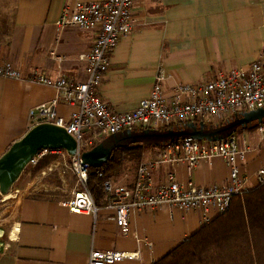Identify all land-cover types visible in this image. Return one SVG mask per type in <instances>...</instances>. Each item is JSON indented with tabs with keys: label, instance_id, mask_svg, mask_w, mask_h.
<instances>
[{
	"label": "crops",
	"instance_id": "obj_1",
	"mask_svg": "<svg viewBox=\"0 0 264 264\" xmlns=\"http://www.w3.org/2000/svg\"><path fill=\"white\" fill-rule=\"evenodd\" d=\"M75 1L0 0V64L11 63L25 76L39 70L53 79L86 81L81 57L92 48L96 33L57 25L65 5ZM132 14L134 29L112 52L99 88L101 99L116 112L136 109L150 95L160 69L168 76L165 92L171 94L179 84H198L256 61L264 63V0H138ZM57 97L53 87L0 77V157L41 123V116L31 112ZM76 110L63 101L57 107L66 120ZM256 133L236 135L239 145L249 149L242 171L250 189L257 187L256 175L264 166V139ZM162 147H148L144 156L149 158L143 162L155 159ZM68 161L47 156L29 165L18 180L20 193L13 189L3 197L12 203L0 213V264H89L92 250L138 254L117 264H154L218 216L211 210L205 221L202 211L168 207L133 211L125 236L107 203L97 205L96 215L70 212L64 202L77 178L67 170ZM168 170L158 166L154 181L163 182ZM175 170L181 183L190 179L187 164ZM229 171L217 158L196 166L192 179L203 188L224 186Z\"/></svg>",
	"mask_w": 264,
	"mask_h": 264
},
{
	"label": "built area",
	"instance_id": "obj_2",
	"mask_svg": "<svg viewBox=\"0 0 264 264\" xmlns=\"http://www.w3.org/2000/svg\"><path fill=\"white\" fill-rule=\"evenodd\" d=\"M137 1L76 0L63 8L57 22L59 28L77 27L96 33L92 48L81 57L87 74L84 82L65 77L53 79L39 70L25 76L11 63L0 64L1 78L45 85L58 92L56 99L38 107L31 115H40L41 123L64 128L77 141V154L71 156L62 149H44L29 165L35 166L47 156L71 159V171L77 180L71 198L64 204L75 214L96 215L98 211L88 188L91 167L82 161V153L95 146L92 140L84 141L86 135L114 136L135 129L160 132L174 130V127L185 123H228L243 113L264 109V63L260 60L198 84H179L171 94L165 92L168 76L160 69L150 95L136 109L124 113L112 110L101 99L99 88L111 65L112 52L122 37L134 29L132 10ZM60 101L77 107L70 120L58 115ZM256 129L263 140L264 123L258 124ZM248 150L239 145L235 136L215 142L190 138L169 142L155 159L139 165L132 187L117 185L112 180L105 181L103 190L107 208L114 211V220L125 236L129 235L130 213L133 211L163 207L202 211L205 221H208L211 210L218 215L228 211L235 196L250 190L248 177L242 171ZM217 158L223 159L229 167L227 184L209 188L198 186L192 179V170L202 162L211 164ZM183 163L188 165L190 177L186 183L179 181L175 170ZM161 165L170 167V170L165 180L157 184L153 174ZM256 182L257 186L264 184V166L258 170ZM135 238L138 239V236L135 235ZM137 258L138 254L130 252L92 250L89 264H117Z\"/></svg>",
	"mask_w": 264,
	"mask_h": 264
},
{
	"label": "trees",
	"instance_id": "obj_3",
	"mask_svg": "<svg viewBox=\"0 0 264 264\" xmlns=\"http://www.w3.org/2000/svg\"><path fill=\"white\" fill-rule=\"evenodd\" d=\"M148 147L139 142L116 146L103 167L89 170L88 188L96 205L107 203L105 181L116 183L125 161L140 164ZM154 264H264V184L235 196L228 211Z\"/></svg>",
	"mask_w": 264,
	"mask_h": 264
},
{
	"label": "water",
	"instance_id": "obj_4",
	"mask_svg": "<svg viewBox=\"0 0 264 264\" xmlns=\"http://www.w3.org/2000/svg\"><path fill=\"white\" fill-rule=\"evenodd\" d=\"M239 117L238 127L247 130L254 123H264V109L243 113ZM194 125L195 123L188 124V126ZM152 133L159 134L157 131H152ZM167 136L169 141L164 143L163 146L175 141L174 130H169ZM114 137L116 138V135ZM126 137L132 138V132L127 131ZM186 138L212 142L223 140L218 138L215 133L205 134L200 130L190 134H182L181 139ZM116 146L118 145L112 146L110 150H104L102 145L98 144L91 150L82 153V161L91 168H101L108 162ZM44 149H62L69 155L74 156L77 154L78 144L62 127L50 123H39L33 126L0 157V195L2 197L11 194L13 186L18 182L33 158Z\"/></svg>",
	"mask_w": 264,
	"mask_h": 264
},
{
	"label": "rangeland",
	"instance_id": "obj_5",
	"mask_svg": "<svg viewBox=\"0 0 264 264\" xmlns=\"http://www.w3.org/2000/svg\"><path fill=\"white\" fill-rule=\"evenodd\" d=\"M240 123V117L236 116L234 118H232L228 123H201L198 122L197 124H195L194 126H188V124L190 123H185L182 126H176L174 127V134H175V141H180L181 140V136L182 134H190L196 130H200L205 134H213L215 133L217 135L218 138L221 139H228L230 137H236L237 141L238 138L236 135L237 134H241L244 130L240 129L238 127V124ZM257 124L254 123L252 125V127H250L249 129L245 130L248 132H251L253 134L254 137H257ZM169 130H162L159 132L158 135H155L154 133H152L151 130H147V129H135L132 132V138H127V131L125 132H119L116 135V138L112 135L110 136H99V137H92L93 138V142L95 145H102L104 150H110L112 146L118 145V146H130L132 145V142H139L143 145H147V146H151L153 148H161L163 146L164 143L169 141V137L167 136ZM88 140H90V137H88V135H86L84 137V141L88 142ZM264 146V144L262 145ZM248 154V153H247ZM56 158V157H53ZM143 158H149V155L147 156H143ZM152 158V157H151ZM70 161H68V164L66 165L67 170L71 171V159L69 158ZM151 161V160H149ZM143 162V160L140 162V164ZM147 162V161H146ZM140 164L134 163L133 161L129 162V160L125 161V165H124V169L122 171V173L119 175V177L115 178L116 183H119L121 185H126V183L130 182L133 180V176L138 168V166ZM28 169H26L27 171ZM25 174H27V172H25ZM75 185H76V180H75ZM22 183L21 182H17L12 190L16 189L17 191H19L20 189H22ZM18 200V199H17ZM12 203V199L7 200V201H3V197L0 195V213L3 212L4 210L7 211V209L9 208L10 204ZM8 205V206H6Z\"/></svg>",
	"mask_w": 264,
	"mask_h": 264
}]
</instances>
